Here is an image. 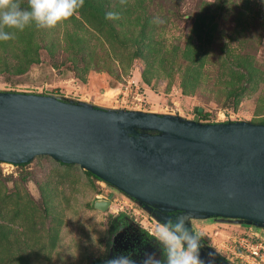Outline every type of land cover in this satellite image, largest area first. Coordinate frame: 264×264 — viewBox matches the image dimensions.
I'll return each instance as SVG.
<instances>
[{
	"label": "rangeland",
	"instance_id": "1",
	"mask_svg": "<svg viewBox=\"0 0 264 264\" xmlns=\"http://www.w3.org/2000/svg\"><path fill=\"white\" fill-rule=\"evenodd\" d=\"M138 1L142 2L141 6H136L140 19H136V13L127 15L130 17L127 19L128 24L120 39L115 40L121 45L114 42V47L101 38L97 31L87 26L97 37L91 46L102 58L99 62L100 70H89L86 73L81 71L84 63L78 59V55L74 57L79 46L76 45L73 49L65 36L67 30L83 33L78 28L81 24L72 17L70 21L56 28L38 30L36 42L40 45L55 46L53 59L46 49H43L44 62L34 66L21 78L23 83L20 85L6 83L5 77L0 75V92L51 96L102 110L154 114L182 122L202 123L205 119L198 114L200 109L202 113L208 114L206 120L212 123L261 124L264 121L262 0H129L134 4H138ZM215 5L217 12L209 13V8ZM21 7L23 8V5ZM75 16L82 20L79 14ZM143 25H148L146 29L149 30V41L153 44H161L166 51L175 46L182 50L192 49L196 59H201L203 55L212 59L217 53L224 56L222 51L225 46L252 53L263 73L260 81L254 91L242 97L237 104L225 100L220 88H214L212 85H204L194 94H185L181 87L183 72L178 68L173 69L178 66L177 62L171 57L164 58L163 54L159 57L161 64L157 62L155 67H158L144 75L145 60L136 56L130 61V52H135L136 49L131 48L133 44L125 47L121 42L133 38V33L137 35ZM209 28L212 39L206 38L204 33ZM43 38L45 40H42ZM112 50L121 52L123 63L116 60ZM68 57L72 58V63L77 65L78 70L68 68L72 66L67 60ZM209 63L204 64L199 72L215 78L218 66ZM54 64L58 66L53 67ZM29 171L31 174L28 180L22 182L20 177ZM17 192L22 200L30 202L26 205L27 213L37 215V219L41 216L45 220V228L41 229L42 227L37 225L35 234L32 235L36 237L40 233L43 236L37 241L34 249L24 250L22 240L17 244L15 239H10V254L18 255L23 251L31 253L32 264H92L94 260L105 258L111 225L117 217L125 216L152 234L157 222L176 217L186 218V227L200 238V251L215 264H247L238 259L227 246L232 235L250 234L264 241L263 224L169 210L167 207H157L152 211L130 199L114 186L90 178L86 170L79 165H62L49 156H38L24 168L0 162V193L12 197ZM99 195L106 200L112 196L111 205L106 211L94 207ZM13 203L11 198V203L5 207L6 213L0 218L2 225L8 224V213L13 210ZM16 203L17 201L15 207ZM43 205L47 208L48 215L47 211L41 208ZM36 207L39 209L36 210ZM20 215L14 227H17L18 234L22 235L28 233L29 221L22 220ZM55 226L57 228H54ZM40 229L42 231L38 232ZM53 235H56V244L50 250ZM10 241H5V247ZM30 242L32 243L31 240Z\"/></svg>",
	"mask_w": 264,
	"mask_h": 264
},
{
	"label": "water",
	"instance_id": "2",
	"mask_svg": "<svg viewBox=\"0 0 264 264\" xmlns=\"http://www.w3.org/2000/svg\"><path fill=\"white\" fill-rule=\"evenodd\" d=\"M38 156L79 165L147 204L264 225V124L182 122L0 92V161ZM111 199L99 195L94 207L106 211Z\"/></svg>",
	"mask_w": 264,
	"mask_h": 264
},
{
	"label": "trees",
	"instance_id": "3",
	"mask_svg": "<svg viewBox=\"0 0 264 264\" xmlns=\"http://www.w3.org/2000/svg\"><path fill=\"white\" fill-rule=\"evenodd\" d=\"M141 3V1L140 3L138 1V4H134L130 3L129 0H127V3L125 5H121L119 0H85L83 7L78 12L82 20L76 16H73V18H75L81 24L80 26H78V28L83 33L80 34L78 30H67L65 32L66 40L70 42L73 49H75L76 45L79 46L78 51H76V55L74 57L76 58V56L78 55V59H80L81 62L84 63L81 69L83 73H86L89 70H100L99 62L102 59L101 56H99V54H97L96 51H94V48H92L91 46L92 41H94V39L97 40V37L87 28V26L97 31L101 38H104L106 42L108 41L109 44L114 46V42L119 43L115 40L120 39V35L125 30L126 24H128L127 19L130 17H127V15H133L134 13H136L138 15L136 19H140V14H138L139 10L138 8H136V6H141ZM21 5H23V8L27 9V0H21ZM217 10L218 8L215 5L214 7L209 8V13H215L217 12ZM109 11L115 12L117 14L119 13V18L115 20L105 19V14ZM147 26H144L143 29L140 30L139 33H137V35L133 33V38H127L124 41H121L123 46L126 47L129 46V44H133L131 48L136 49L135 52H130V61L136 56H141L145 60L146 70L144 72V75L148 72H153L158 67H155L157 65V62L158 64H161V62L159 61V57L163 54L164 58L171 57L173 61L177 62L178 66L173 69L178 68L179 71L183 72L184 78H182L181 87L185 94L191 95L204 85H212L214 88H220L219 90L225 95V100L232 101L237 104L242 97L254 91L256 84L260 81V78L262 76L261 74L263 73L260 70L259 66L256 64L255 58L252 53L240 52L229 47L227 48V46H225L223 51L221 49L224 56H219V54L217 53L216 55L211 57L213 60L210 59L209 56H207L206 58V56L204 55H201V59H196L194 51L192 49L185 48L184 50H182L180 47L175 46L173 47V49L166 51L163 50V46L161 44H153L151 41H149V30L146 29ZM39 29L40 28H37L34 24L26 27L22 32L5 29V31H15L14 39L9 41H0V75L5 77L6 83H10L14 86L22 84L23 81L21 80V78L26 76L34 66L40 65L44 62L42 53L43 49H46L50 58L53 59L55 46H48L43 44L40 45L38 42H36V36ZM204 33L206 35V38H213V35L211 34V28H209ZM42 40L45 39L43 38ZM251 47L252 46H250V48ZM196 51L199 50H195V52ZM112 52L115 55V58H117L116 60H119L120 63H123L121 52L117 50H112ZM189 55H191L192 57H190ZM182 59H184L185 61H183ZM67 60L72 64V66L70 65V67H68L69 69L73 67V70H78L77 65L72 63L71 57H68ZM209 62L214 63L216 66H218L216 72L217 78H212L209 74L199 72V69L204 64H210ZM52 66H58V64H54ZM145 80L149 84L147 78ZM198 114H200L203 119H205L202 120L203 124L212 123L211 121L206 120L208 117L207 113L199 112ZM261 124H264V121L261 122ZM147 132L153 131L148 130ZM59 162L62 165H68L63 163L62 161ZM30 164L31 162L20 165H13L16 167L24 168ZM30 174V171L25 173L20 177V180L22 182H26ZM86 174L90 178H93L98 182L110 185L108 182L104 181L90 171L86 170ZM120 192L128 196L130 199L150 208L152 211L155 210L154 208L159 207L158 205L147 204L141 200L135 199L134 197L122 191ZM11 198L14 200V207L16 201L17 203L15 209L13 207V210L10 211L11 213H8L10 214V216L8 217V224L2 225L0 223V264H32L33 261L30 260L31 253L23 251L18 255L10 254V249L12 247L10 239H15L17 244H19L20 240H22L24 250L34 249L35 245H37V241H40L43 236L40 233H38L36 237H32V235L35 234L37 225H39V227H42L41 229L45 228V220L42 219L41 216H39L37 219V215L33 216V214L31 213H27L26 205L30 202H26L24 199L22 200V197L18 192L15 196L13 195L12 197L10 195L0 193V218L3 214L6 213L5 207L8 206V203H11ZM39 207H36L35 209L38 210ZM41 208H43L44 211H47L46 213L48 215L47 208H44V205ZM19 215L22 220L29 221V227H27L28 233H24L22 235L18 234V228L14 227V223H16ZM4 219H6V216ZM54 228L57 227L55 226ZM41 229L38 232L42 231ZM29 233H31V235ZM54 237H56V235H53V239L51 240V247H49L50 250H52V247L54 246V244H56V239ZM256 239H260V237H256ZM4 240L10 241V243L6 245V247L4 245ZM30 240L32 241V243L30 242ZM5 250H7V252ZM8 258H10L12 261L8 260ZM13 261L15 262L13 263ZM100 261L101 259L94 260L92 261V264H99Z\"/></svg>",
	"mask_w": 264,
	"mask_h": 264
},
{
	"label": "clouds",
	"instance_id": "4",
	"mask_svg": "<svg viewBox=\"0 0 264 264\" xmlns=\"http://www.w3.org/2000/svg\"><path fill=\"white\" fill-rule=\"evenodd\" d=\"M85 0H27V9L21 7V0H0V41L15 38V31H24L26 27L35 25L40 29H53L77 15ZM125 5L127 0H119ZM264 2V0H262ZM117 13L109 11L105 19L115 20ZM186 218H169L157 222L153 231V239L162 253L158 259L155 254H144L140 264H203L200 258L202 247L199 236L186 227ZM106 264H136L131 255L120 254Z\"/></svg>",
	"mask_w": 264,
	"mask_h": 264
},
{
	"label": "flooded vegetation",
	"instance_id": "5",
	"mask_svg": "<svg viewBox=\"0 0 264 264\" xmlns=\"http://www.w3.org/2000/svg\"><path fill=\"white\" fill-rule=\"evenodd\" d=\"M107 250V256L101 259L99 264H106L108 260L120 254H130L136 264H140L145 253L155 254L158 259L162 258V253L152 233L126 216L114 219Z\"/></svg>",
	"mask_w": 264,
	"mask_h": 264
},
{
	"label": "built area",
	"instance_id": "6",
	"mask_svg": "<svg viewBox=\"0 0 264 264\" xmlns=\"http://www.w3.org/2000/svg\"><path fill=\"white\" fill-rule=\"evenodd\" d=\"M144 133L151 134L150 132ZM227 246L231 248L238 259L247 264H264V241L256 239L253 235H232L228 239ZM237 251L238 253H236Z\"/></svg>",
	"mask_w": 264,
	"mask_h": 264
}]
</instances>
